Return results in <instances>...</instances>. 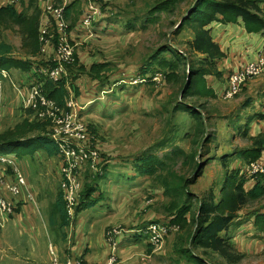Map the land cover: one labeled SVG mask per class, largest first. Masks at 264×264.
Masks as SVG:
<instances>
[{
	"label": "rangeland",
	"instance_id": "374dc122",
	"mask_svg": "<svg viewBox=\"0 0 264 264\" xmlns=\"http://www.w3.org/2000/svg\"><path fill=\"white\" fill-rule=\"evenodd\" d=\"M20 1L16 0L10 4L8 1L0 0V7L15 5ZM192 1H174L175 5L170 7L169 0H55L54 9L65 6L63 16L67 28L64 33L67 41L75 47V62L67 64L70 65L69 68L66 66L67 76L70 78L71 75L72 80L80 84L82 94L75 97V100L80 107L79 121L87 125L89 136L88 139L86 129L84 138L80 133L69 139L74 145L94 146L102 158L110 163H117V166L132 163L135 161L134 158L137 160L146 154L164 157L175 146H180L188 152L195 149L198 151L197 170L200 164H203V168L200 173L196 172L197 170L194 174L192 171L189 172L193 177L197 175L190 189L197 198L209 192H213L219 198L227 170L255 162L245 164L239 158L240 154L236 153L253 146L252 137L255 135L250 132L248 116L256 108L251 101L260 89L259 85L264 83V74L263 77L248 80L241 91L232 98H225L222 96L223 90L220 92V87L223 89L227 84V78H222V82L219 83L215 75L207 76L206 79L209 87L215 88L216 97H199L191 93L184 96L188 73L180 74L179 79H171L169 78L171 69L161 61L163 57L172 56L169 52H164L166 47L172 45L188 55L189 61L183 64V71L188 72L192 63H198L200 58L186 45L194 35L192 27L187 25L179 28L180 22L192 6ZM44 3V0H35V6L40 14L37 52L33 51V47L36 48L34 41L31 39L25 41L17 25L4 29L2 34L3 40L13 45L16 56H26L39 71L43 72H39L40 79L55 66L53 61L56 59L59 46V31L54 15L46 10ZM90 3H95L99 7L103 5V9L100 7V17L93 20L89 26L91 29L88 30L82 28V24L84 11ZM35 6L27 9L29 16L34 14ZM69 6L70 16L66 13ZM262 6L264 7V3ZM244 33L248 50L244 58L248 61L255 60L258 51L264 48V36L248 31ZM77 59L78 65H74ZM93 63H107L109 67L101 73L98 80H95L97 85L92 86L93 78L86 73H80V65H85L89 70ZM197 67L202 66L197 64ZM218 69L223 73L229 72L224 67L218 66ZM21 73L25 74L22 70ZM23 74L18 75V79L14 76L13 78L17 83L19 81L24 83L20 87L22 92L29 89L26 95L17 94L10 81L3 80L2 88L4 87V94L8 97L5 95V100H1L3 110L0 131L13 127L23 120L25 114L21 115L20 110L27 108L31 90L36 85L31 84L32 82L30 83ZM154 75H157L159 80L162 76L161 81L155 82ZM105 92L108 93L103 94L101 105L92 108V104L86 103V99L96 101ZM181 102L195 106L201 115L199 117L203 118V125L199 124V118L195 114L179 108ZM87 105L89 108L85 113ZM101 112L104 114L100 115ZM40 120H44L45 124L48 122L51 134L55 131L56 126L50 119ZM4 152L12 154L19 171L28 180L27 190L22 192L35 193L34 201L37 205L32 206L29 203L33 202L30 201L28 207L34 208L35 213L23 206L0 230V264H53L55 258L65 260L67 256H78L72 252L67 253L69 248L67 240L76 245V253L84 251L89 240L90 223L92 227L100 224L98 225L100 228L103 218L98 215L107 211L110 203L118 205L123 199L122 191L128 188L125 178L121 181L118 178L114 182L118 193L113 191L108 193L107 189H104V197L97 201L101 206L96 209L82 208L80 211L82 220L81 224L79 223L81 230L79 234L73 236L71 223L62 225V216L53 208L58 194L63 191L61 186L63 159L58 154L49 155L43 150H37L34 156H21L8 149ZM184 161L185 159H181L179 162V171L185 172L189 169L188 166L185 169L181 168ZM84 168L91 178V173L95 170L90 164H86ZM253 183L254 180H250L247 188ZM161 187L154 177L144 181L142 189L134 196L139 221L128 226L116 220L107 226L104 232L107 252L105 262L111 256L110 243L107 240L110 229L122 227L128 230L141 223L137 228L149 225L152 221L170 220L169 213L165 210L169 199L165 192L163 194ZM198 204L196 199L192 210L194 213L198 211ZM263 205L264 198L251 202L247 208L239 212L242 219L234 221L229 229L228 237L235 248L244 254V259L239 264H264L262 235L264 231L256 230L253 224L251 225L252 218L247 214ZM87 211H91V216L84 220ZM76 212L79 211L73 210L71 217L69 216L70 221L76 217ZM176 229L170 232L162 247L156 250L148 244L143 232L131 234L130 238L121 242L133 245L136 243L137 248L131 249L130 254L126 256L125 253L122 256L120 249L116 251L118 261L120 264H190L185 261L182 250L191 249L206 264H226L218 254L192 246L186 232L180 230L179 226ZM97 236H94L96 243ZM136 236H140V240L136 239ZM133 253L138 254L123 263V259ZM99 256L104 258L105 255Z\"/></svg>",
	"mask_w": 264,
	"mask_h": 264
},
{
	"label": "trees",
	"instance_id": "16d2710c",
	"mask_svg": "<svg viewBox=\"0 0 264 264\" xmlns=\"http://www.w3.org/2000/svg\"><path fill=\"white\" fill-rule=\"evenodd\" d=\"M174 1L180 2L181 0H169L170 7L175 5L173 4ZM263 3L264 0L192 1L190 15L184 19L179 28L187 25L192 27L194 35L186 45L192 53H195L200 58L197 64H201L202 67L196 68L197 64L192 63V65L190 64L191 67L189 66L188 72L183 71V64L189 61L188 55L172 45L164 49V52H169L172 56L169 58L163 57L161 61V63L171 69L172 73H169V78L171 79H179L180 74L185 75V73H188L186 75L187 81L184 85V96L187 93H191L199 97H216L215 88L209 87L206 77L215 75L217 79H221L225 75L223 71L218 69V61L225 57V52L219 43L214 40L211 25L214 22L237 24L242 21L246 31L264 35ZM31 4L30 6L34 7L35 0H31ZM16 6L0 7V69L18 68L24 72H29L34 67L33 62L28 60L29 58L26 56H16L13 45L3 40L2 34L4 29L17 25L25 41L27 39L34 41L36 48L33 47V51L37 52L39 48L37 40L39 36L40 14L36 6L34 8L36 10H34L35 12L32 16L27 14L26 9L19 11ZM100 7L103 9V5ZM69 10L70 6L66 10L68 16H70ZM78 62L77 59L74 65H78ZM108 67L107 63H93L90 69L87 70L85 65H80V73H86L93 80H98L101 77V73L106 68L108 69ZM68 77L69 75L63 77L59 82H54L47 75H42V78L39 79V84L42 85L43 92L47 97L63 108H68L67 102L72 93L70 89L74 92L75 97L81 94L78 84L72 80L71 75L70 78ZM68 79L70 81L69 87L67 86ZM179 106V108L195 114L199 118V124L203 125V118L199 117L201 115L195 109V106L182 102L179 103ZM25 112L28 115L23 117L22 121L13 127L0 131V154L12 155L4 152L8 149L10 152H16L21 156H34L37 150H43L49 155H59L58 145L49 132L48 122L45 124L44 120H40L41 118H39L36 109H28ZM252 139V147L236 153L240 154L239 158L245 164L264 158V132L253 136ZM197 156L198 151L195 149L188 152L180 146H175L164 157L147 154L139 157L136 160V168L142 175L153 176L157 183L164 188L165 195L169 199L165 210L169 213L170 220H159L158 222L179 226L180 230L183 229L186 232L192 246L218 254L219 257L225 260L226 264H239L244 259V254L235 248L228 237V232L234 221L242 219L241 215H239L240 211L247 208L251 202L264 198V175L251 176L245 173L241 167L228 169L219 198L213 192L197 198L195 193L190 189L195 176H197H192L197 170ZM181 159H185L181 168L185 169L187 166L189 167L185 172L178 169ZM109 163L108 160L100 156L98 165L103 169V173L101 174L99 171L92 173L91 181L85 185L81 192L77 211H80L82 208L91 207L95 203V199H90V196L97 190L95 186L96 182L106 176ZM9 170L11 173V168ZM190 171H192V174L189 173ZM252 179L254 183L247 188V183ZM196 199H198L199 204L197 213H194L192 210ZM98 200L96 199V202ZM56 201L53 207L54 211L62 216V225L69 224L70 217L63 191H60ZM247 214L252 218L251 225L253 224L256 230L260 229V232L264 231V205L258 209L249 211ZM262 233L264 236V232ZM182 252L185 254V261L188 263L206 264L191 249H183Z\"/></svg>",
	"mask_w": 264,
	"mask_h": 264
},
{
	"label": "built area",
	"instance_id": "2783aa9c",
	"mask_svg": "<svg viewBox=\"0 0 264 264\" xmlns=\"http://www.w3.org/2000/svg\"><path fill=\"white\" fill-rule=\"evenodd\" d=\"M5 1L11 4L16 0ZM44 1L46 10L54 15L59 31V46L56 59L53 61L55 66L50 68L47 76L54 82H59L63 77L67 76V64H73L75 62V47L67 41V36L64 33L67 28V22L63 16V9L65 10V6H62L61 9H54L53 4L55 0ZM100 11L101 8L97 4L90 3L84 11L82 28L90 30V24L94 19L100 17ZM263 74L264 50L259 53L256 60L245 63L240 69L231 73L228 77L227 84L220 92L223 90V97L232 98L241 91L242 86H244L248 80L260 77ZM1 75H3V73H0V118L3 110L1 103V100H3ZM153 79L155 81H161L162 76L160 80L157 75H155ZM67 86L69 87V81L67 82ZM70 91L72 93L67 102L68 108H63L59 107L55 101L47 97L43 92L41 84H36L31 90L29 103L26 106L35 108L38 111L39 118L50 119L56 126L51 136L58 145L59 156L63 159L61 186L66 200L67 211L71 217L73 210L75 212L80 203L81 192L84 187V166L90 164L95 171H99L101 174L103 173V169L98 165L100 154L94 146L74 145L69 139L80 133H82L84 138L86 136V129L89 139L87 125L85 126L79 121L81 118L78 111L80 107L75 100L74 92L71 89ZM61 110H65V112ZM8 168H11V173ZM241 168L245 173H250L251 176L264 175V158ZM17 170L18 173H16ZM7 176L11 177L9 190L14 194H20L23 190H27V185H29L28 180L16 166L14 157L12 155H0V230L4 227L2 217L6 214H12L14 211L13 203L2 194V189L6 185ZM176 227V225L153 221L149 225L137 228L132 232H143L148 244L156 250L162 247L170 232L174 231ZM123 232L124 229L122 227H116L108 231L107 240L110 243L111 256L108 257L106 262L98 264H120L115 252L120 249V237ZM53 264H85V261L82 258L67 256L65 260L55 258Z\"/></svg>",
	"mask_w": 264,
	"mask_h": 264
},
{
	"label": "crops",
	"instance_id": "0c3cea01",
	"mask_svg": "<svg viewBox=\"0 0 264 264\" xmlns=\"http://www.w3.org/2000/svg\"><path fill=\"white\" fill-rule=\"evenodd\" d=\"M30 1L31 0H21L20 3L15 4L17 5L16 8L21 11L27 9L29 10V7L31 8L32 6H30ZM37 4L39 5V2H37ZM32 5V4H31ZM43 17H41L42 20ZM235 25H237V27H235ZM212 28V36L214 38V40L219 43V45L221 46L222 50L225 52V57H223L221 60L218 61V65L220 66V68L224 67L225 70H229L228 73H225L223 78H228V75L238 69H240L245 63L249 62L248 60H245V55H247V44L244 40L245 37V27L242 21H240L239 23L235 24V23H230V24H223L220 22H214L211 25ZM10 29V28H7ZM264 36V35H263ZM6 41V40H5ZM7 43H9L8 41H6ZM11 44V43H9ZM12 45V44H11ZM263 49H260L258 51V53L256 54L255 60L258 58V55L261 51H263ZM223 65V66H222ZM20 71V72H18ZM232 71V72H231ZM39 71L38 68H36V66L34 65L33 69L29 72H25V74L21 73V69L18 68H10V69H0V73H3L2 76V83L3 80H9L10 83L12 84L13 88L16 89L15 91H17V94H24L25 93H29V89L25 90L22 92V89L20 87H22V85L24 84L22 81H19V83H17L15 81V79L13 78L16 77L18 79V75L21 76V74H23L24 76H26L29 80V82L31 84H39L40 81V76H39ZM43 73V72H42ZM41 73V74H42ZM263 77V75L261 76ZM30 78V79H29ZM222 79V78H221ZM221 79H217L218 82H222ZM95 81V80H94ZM93 81V85H97V82ZM225 81V80H224ZM223 81V82H224ZM263 82V81H262ZM26 83V81H25ZM80 87V84L78 85ZM260 89L257 90V93L255 95V97H252L253 101H251V103H253V105L256 107L255 110L253 111V113H251V115L248 116V121L249 122V126L251 127V134L252 135H258L262 132H264V83L262 85H259ZM222 89V87H220ZM255 90V89H254ZM81 91V88H80ZM253 91V90H252ZM108 92L102 93V95L100 96V98H97L96 101H94L93 99H86V103H88L89 105L92 104V108L95 105H101L102 101H103V94H106ZM16 94V96H18ZM82 94V92H81ZM5 95L6 97L7 94H4V87L2 88V99L5 100ZM260 97V98H259ZM112 100V99H110ZM249 103V102H248ZM261 104V105H260ZM89 105H87V109L85 111V113H87V110L89 108ZM21 107V106H20ZM22 108V107H21ZM33 107H27L25 109L20 110L21 115L25 114L24 117H26L28 114L25 112V110L28 109H32ZM35 109V108H34ZM37 111V110H36ZM104 114V112H101V114ZM32 118H34L33 116H31ZM112 118V117H110ZM135 161L132 163H126L124 166H117V163H109L108 164V168H107V172H106V176L97 181L96 182V187L97 190H95L91 196L90 199H95V203L89 207V208H98L99 206H101V204L96 202V199H102L104 197V189H107V192L110 193V191H113L115 193H118L119 190L117 189V185L114 184V182L116 181V179H118L119 181H121L123 178H125V181H127V189L125 191H122L123 194V199L119 202V204L117 205L116 203H110L108 210L101 212L98 217L103 218V224L100 226V228L98 227V225L92 227L91 223H90V228H89V240L86 244V247L84 249V251L76 253L77 251V247L76 245H74V243L68 242L67 240V246L69 247L67 249V253L72 252L77 254L78 258H82L87 264H94V263H103L106 260V256H107V252H106V243H105V238H104V232L107 229V226L111 223L115 222L116 220L118 221V223H124V225H128L131 226L132 224H135L137 221H139L138 217H137V209H136V200H135V195H137L139 193V191L142 189L143 185H144V181L146 182V180L148 179H152L153 176L150 175H142L137 171L136 168V158H134ZM122 167V168H121ZM90 172V171H88ZM86 173V170L84 169V175ZM91 173V172H90ZM92 174V173H91ZM89 175L86 173L85 175V185L87 183H89L91 180V178L88 177ZM88 178V179H87ZM11 184V177L7 176L6 177V185L3 187L2 189V194L14 205V211L12 214H6L5 216L2 217L3 219V223L4 226L6 225V221H8L9 218H13L20 210L23 206H25V208H30V210L35 213V209L32 207H28L29 204H32V206H36L37 202L34 201V196L35 193H32L30 191V194H27L25 192H22L20 194H14L9 190V185ZM29 184V183H28ZM163 194H164V188H162ZM33 202V203H29V202ZM29 203V204H28ZM28 204V205H27ZM86 209V208H85ZM82 209H80L81 211ZM80 211L77 213L76 217L74 219H72L70 221L71 225L70 227H73V236L76 234L80 233L81 227V217H80ZM88 213L85 215L84 220H87L88 217L91 216V211H87ZM153 216H155V213L153 214ZM18 221V219H17ZM150 221V220H149ZM105 222V224H104ZM80 223V224H79ZM142 224V223H141ZM141 224L133 226L132 228L128 229V230H124L122 236L120 237V252L123 256V254L125 253L126 255L130 254V250L131 249H135L137 247V244L135 243L133 244H126V243H122V240L128 239L130 238L134 232H132L133 230H135L137 228V226H141ZM232 227V225H231ZM97 236V243L94 240V236ZM138 240H140V236H136ZM147 241V240H146ZM125 242V241H124ZM147 243V242H144ZM132 245V246H131ZM52 246V245H51ZM95 251V254L93 255V252ZM139 253V252H138ZM138 253H133L130 255V257L127 259H123V263H126V260L132 259L135 255H137ZM101 254V256H104V258H101L99 255Z\"/></svg>",
	"mask_w": 264,
	"mask_h": 264
},
{
	"label": "water",
	"instance_id": "95a60500",
	"mask_svg": "<svg viewBox=\"0 0 264 264\" xmlns=\"http://www.w3.org/2000/svg\"><path fill=\"white\" fill-rule=\"evenodd\" d=\"M190 12H191V9L187 12V15L182 19V21L180 22L179 25H181V24L183 23L184 19H185L187 16L190 15ZM202 168H203V164H200L199 169L197 170V172H200V171L202 170Z\"/></svg>",
	"mask_w": 264,
	"mask_h": 264
}]
</instances>
